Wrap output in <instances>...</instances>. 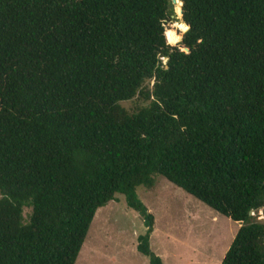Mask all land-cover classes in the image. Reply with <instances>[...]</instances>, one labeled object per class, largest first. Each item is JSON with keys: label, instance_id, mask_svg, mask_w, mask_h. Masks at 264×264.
<instances>
[{"label": "trees", "instance_id": "obj_1", "mask_svg": "<svg viewBox=\"0 0 264 264\" xmlns=\"http://www.w3.org/2000/svg\"><path fill=\"white\" fill-rule=\"evenodd\" d=\"M178 1L184 34L171 0H0V264H75L117 195L163 264L156 175L239 224L221 264H264V0Z\"/></svg>", "mask_w": 264, "mask_h": 264}, {"label": "rangeland", "instance_id": "obj_2", "mask_svg": "<svg viewBox=\"0 0 264 264\" xmlns=\"http://www.w3.org/2000/svg\"><path fill=\"white\" fill-rule=\"evenodd\" d=\"M173 7L177 16L180 6L177 3ZM180 22L181 17H174L166 30L179 33ZM120 105L134 112L147 103L134 98ZM154 178L153 188L141 186L136 190L154 219L151 251L164 264H221L239 224L217 214L165 178ZM116 198L97 210L75 264H149L148 258L137 251L138 238L145 235L147 228L141 217L127 207L123 196ZM29 213L24 210L25 220ZM256 216L264 222L261 211Z\"/></svg>", "mask_w": 264, "mask_h": 264}, {"label": "water", "instance_id": "obj_3", "mask_svg": "<svg viewBox=\"0 0 264 264\" xmlns=\"http://www.w3.org/2000/svg\"><path fill=\"white\" fill-rule=\"evenodd\" d=\"M178 2H180V1L171 0L172 5H176ZM182 14H183L182 13V3L180 2L179 15L181 17V22L177 23L178 27H180V29H179L180 34H184L190 29L189 25L182 20ZM174 17H178V16H174ZM164 62H166V61L164 60Z\"/></svg>", "mask_w": 264, "mask_h": 264}, {"label": "crops", "instance_id": "obj_4", "mask_svg": "<svg viewBox=\"0 0 264 264\" xmlns=\"http://www.w3.org/2000/svg\"><path fill=\"white\" fill-rule=\"evenodd\" d=\"M240 227V226H239ZM160 257V256H159ZM161 258V257H160ZM164 264V263H163Z\"/></svg>", "mask_w": 264, "mask_h": 264}]
</instances>
